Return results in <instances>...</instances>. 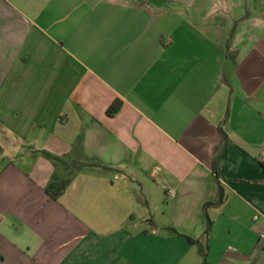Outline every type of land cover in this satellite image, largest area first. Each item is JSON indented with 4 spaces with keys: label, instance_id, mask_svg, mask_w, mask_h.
I'll return each instance as SVG.
<instances>
[{
    "label": "crops",
    "instance_id": "0c3cea01",
    "mask_svg": "<svg viewBox=\"0 0 264 264\" xmlns=\"http://www.w3.org/2000/svg\"><path fill=\"white\" fill-rule=\"evenodd\" d=\"M263 157L264 0H0V264H264Z\"/></svg>",
    "mask_w": 264,
    "mask_h": 264
},
{
    "label": "trees",
    "instance_id": "16d2710c",
    "mask_svg": "<svg viewBox=\"0 0 264 264\" xmlns=\"http://www.w3.org/2000/svg\"><path fill=\"white\" fill-rule=\"evenodd\" d=\"M121 107H122V104L120 101H117L115 102L110 108H109V115L110 116H115L119 113V111L121 110ZM223 138L226 139V135L223 133ZM51 158L55 161H59L58 158L56 157H53L51 156ZM67 168L69 170H75L77 172H81L83 171L84 169L88 168V167H99L101 168L102 170L104 171H110V172H116L118 173V170H115V169H112V168H109L101 163H90V162H87V161H75L71 164H66ZM70 184V181L69 180H66V181H63L61 183H56V182H52L49 186H48V189H47V192L48 194L55 200H58L66 191L67 187L69 186ZM222 200V197L220 198L219 202ZM213 204L210 203V204H207L205 206V211L207 212L209 207H211ZM208 229L206 231V236L209 237L210 236V231H211V227H212V223L211 221L209 220L208 222ZM187 238V237H186ZM187 240L189 241V243L191 245H195L198 247L199 249V252L200 254L206 259L207 257V253H206V250H205V247L199 242V241H193L191 240L190 238H187Z\"/></svg>",
    "mask_w": 264,
    "mask_h": 264
},
{
    "label": "built area",
    "instance_id": "2783aa9c",
    "mask_svg": "<svg viewBox=\"0 0 264 264\" xmlns=\"http://www.w3.org/2000/svg\"><path fill=\"white\" fill-rule=\"evenodd\" d=\"M263 161H264V157H263ZM166 191L168 193L169 196H173L174 192L173 190L166 188ZM260 217L259 216H255L254 217V221L257 222L259 221ZM257 251H264V232L260 234L259 236V241H258V245H257Z\"/></svg>",
    "mask_w": 264,
    "mask_h": 264
}]
</instances>
